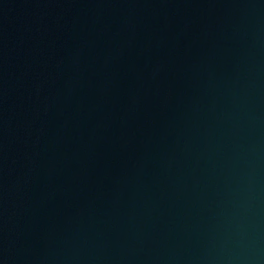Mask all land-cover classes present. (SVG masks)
Instances as JSON below:
<instances>
[{
  "label": "water",
  "instance_id": "1",
  "mask_svg": "<svg viewBox=\"0 0 264 264\" xmlns=\"http://www.w3.org/2000/svg\"><path fill=\"white\" fill-rule=\"evenodd\" d=\"M0 264H264V0H0Z\"/></svg>",
  "mask_w": 264,
  "mask_h": 264
}]
</instances>
